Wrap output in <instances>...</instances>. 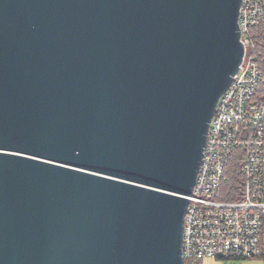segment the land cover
<instances>
[{
  "label": "water",
  "instance_id": "water-1",
  "mask_svg": "<svg viewBox=\"0 0 264 264\" xmlns=\"http://www.w3.org/2000/svg\"><path fill=\"white\" fill-rule=\"evenodd\" d=\"M241 0H0V264H183Z\"/></svg>",
  "mask_w": 264,
  "mask_h": 264
},
{
  "label": "built area",
  "instance_id": "built-area-1",
  "mask_svg": "<svg viewBox=\"0 0 264 264\" xmlns=\"http://www.w3.org/2000/svg\"><path fill=\"white\" fill-rule=\"evenodd\" d=\"M264 20V0H241L243 58L218 99L182 224L183 264L204 259L264 261V71L249 31ZM239 161V186L227 174Z\"/></svg>",
  "mask_w": 264,
  "mask_h": 264
},
{
  "label": "trees",
  "instance_id": "trees-1",
  "mask_svg": "<svg viewBox=\"0 0 264 264\" xmlns=\"http://www.w3.org/2000/svg\"><path fill=\"white\" fill-rule=\"evenodd\" d=\"M251 43L254 47L255 61L264 71V20L249 31ZM227 174L236 188L239 186V161L233 160L230 164ZM185 264V263H184Z\"/></svg>",
  "mask_w": 264,
  "mask_h": 264
},
{
  "label": "crops",
  "instance_id": "crops-1",
  "mask_svg": "<svg viewBox=\"0 0 264 264\" xmlns=\"http://www.w3.org/2000/svg\"><path fill=\"white\" fill-rule=\"evenodd\" d=\"M196 264H238L233 261H222V260H213V259H204Z\"/></svg>",
  "mask_w": 264,
  "mask_h": 264
},
{
  "label": "rangeland",
  "instance_id": "rangeland-1",
  "mask_svg": "<svg viewBox=\"0 0 264 264\" xmlns=\"http://www.w3.org/2000/svg\"><path fill=\"white\" fill-rule=\"evenodd\" d=\"M233 262H237L238 264H264L263 260H238ZM185 264H193V263L186 262Z\"/></svg>",
  "mask_w": 264,
  "mask_h": 264
}]
</instances>
